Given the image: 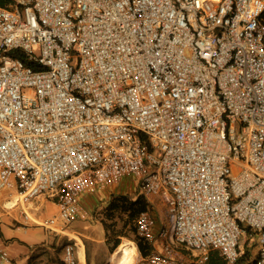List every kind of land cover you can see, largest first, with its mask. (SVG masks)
Masks as SVG:
<instances>
[{
  "label": "built area",
  "instance_id": "obj_1",
  "mask_svg": "<svg viewBox=\"0 0 264 264\" xmlns=\"http://www.w3.org/2000/svg\"><path fill=\"white\" fill-rule=\"evenodd\" d=\"M4 1L0 192L69 237L60 264L85 202L128 179L167 215L136 218L131 264H264V0Z\"/></svg>",
  "mask_w": 264,
  "mask_h": 264
},
{
  "label": "rangeland",
  "instance_id": "obj_2",
  "mask_svg": "<svg viewBox=\"0 0 264 264\" xmlns=\"http://www.w3.org/2000/svg\"><path fill=\"white\" fill-rule=\"evenodd\" d=\"M123 186H126V188L122 189ZM105 195L106 196L104 197L102 195L94 196L93 198L91 197L85 202V207L89 212V217L86 220H77L69 225L71 227L70 230L76 232L70 237H75L78 244L81 245L80 251H83L84 249L87 263L131 264L128 257L133 254V250L130 246H133L136 253L140 255L134 241L136 234L131 232L128 223L125 227H123L126 219L124 216L117 217L114 221H111L108 219V215L105 214H117L107 210V206L114 196H125L129 200H132L136 198V196L141 195L139 186L135 180L128 179L107 191ZM147 202V211L160 223H166L167 215L165 207L158 201H155L154 203H150L149 201ZM42 212L46 213V209L43 208L41 213ZM104 222L109 226L108 231L103 229L102 223ZM68 238L69 237L61 236L58 242V247L55 249V254H60L62 246L68 242ZM115 240H118L119 243L117 247L111 251V244ZM128 243H131L132 245L129 246ZM245 247H248L253 252H256V247L253 243L249 246L245 244ZM216 257L217 261L223 264L222 260L218 256ZM57 261L59 262L58 257Z\"/></svg>",
  "mask_w": 264,
  "mask_h": 264
},
{
  "label": "crops",
  "instance_id": "obj_3",
  "mask_svg": "<svg viewBox=\"0 0 264 264\" xmlns=\"http://www.w3.org/2000/svg\"><path fill=\"white\" fill-rule=\"evenodd\" d=\"M125 188L126 186H123L122 189ZM109 190L94 196L104 197ZM11 195L6 191L0 192V245L9 253L10 264H60L61 252L57 255L55 249L58 247L61 235L39 227L33 222H23L20 208L12 206L13 196ZM43 208L46 209V213H41ZM30 213L39 219L49 218L56 215V207L51 200L40 199L30 206ZM70 229L69 226V231H72ZM72 233L76 232L72 231ZM77 252L79 264H92L86 262L84 249L80 251L79 246Z\"/></svg>",
  "mask_w": 264,
  "mask_h": 264
},
{
  "label": "trees",
  "instance_id": "obj_4",
  "mask_svg": "<svg viewBox=\"0 0 264 264\" xmlns=\"http://www.w3.org/2000/svg\"><path fill=\"white\" fill-rule=\"evenodd\" d=\"M5 4L6 2L4 0H0V6H5ZM147 209H148V202L142 195L136 196V198L132 200H129L125 196L118 195V196H114L107 206V210L117 214H105V215H108V219L111 221H114V219L117 217L124 216L126 219L124 221L123 227H125L128 223L131 232L136 234L135 220L139 216V214L147 211ZM102 226L105 231H108L109 226L105 222L102 223ZM134 238L139 253L142 256H146L147 254H149L151 251V247L148 246L142 239H140L137 236V234L136 237ZM118 243H119L118 240L112 242L110 248L111 251H113L117 247ZM216 256H217L216 254H211L208 264H222L221 262L219 263L217 261ZM249 256H250V248L245 247L244 255L242 256L240 262L246 261L249 258Z\"/></svg>",
  "mask_w": 264,
  "mask_h": 264
},
{
  "label": "bare ground",
  "instance_id": "obj_5",
  "mask_svg": "<svg viewBox=\"0 0 264 264\" xmlns=\"http://www.w3.org/2000/svg\"><path fill=\"white\" fill-rule=\"evenodd\" d=\"M131 255H132V254H131ZM131 255H130V256H131Z\"/></svg>",
  "mask_w": 264,
  "mask_h": 264
}]
</instances>
